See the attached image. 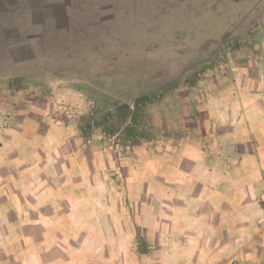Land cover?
Returning <instances> with one entry per match:
<instances>
[{
  "label": "crops",
  "instance_id": "obj_1",
  "mask_svg": "<svg viewBox=\"0 0 264 264\" xmlns=\"http://www.w3.org/2000/svg\"><path fill=\"white\" fill-rule=\"evenodd\" d=\"M123 2L121 7L126 6ZM112 3L0 0V82H18L25 93V107L0 118V221L5 225L6 218H18L19 231L28 234L24 238L58 233L57 217L76 216L73 209L61 214L30 209L28 201L51 206L53 201L75 200L60 196L74 185L116 182L117 177L123 181L120 144L97 129L86 137L83 125L90 118L118 111L127 100L154 93L203 62L186 63L169 81L148 67L140 69L133 46L138 28L132 23L123 28L124 17L113 16L108 8ZM126 32L132 41L122 37ZM130 63L135 66L127 67ZM252 85L257 92L251 83L237 82L227 86L236 91L232 95L212 98L218 107L210 116V144L199 140L172 149L169 143L161 160H149L156 162L157 170L150 177H162L169 185L160 198L164 204L129 215L141 218V232L162 238L133 250L131 264H264V81ZM195 99V109L201 108L202 98ZM60 103L73 108L69 117L58 113ZM197 121L193 135L202 137L203 118ZM163 133L176 134L171 127H164ZM221 137L225 140L219 144ZM235 168L241 172L236 174ZM17 203L22 208H15ZM85 213L98 216L92 210ZM34 217L43 225L28 226ZM65 227L74 231L75 224ZM23 244L26 250L36 249V264H45L44 242ZM47 245L54 252L59 247L58 241ZM124 251L116 250L114 257ZM51 257L50 264H58L59 259Z\"/></svg>",
  "mask_w": 264,
  "mask_h": 264
},
{
  "label": "rangeland",
  "instance_id": "obj_2",
  "mask_svg": "<svg viewBox=\"0 0 264 264\" xmlns=\"http://www.w3.org/2000/svg\"><path fill=\"white\" fill-rule=\"evenodd\" d=\"M119 1L113 0L108 8L113 16L124 17L123 28H129L130 23L132 28H138L133 46L137 49L134 57L140 69L148 67L153 75H162L158 76L160 80L169 81L186 63L189 66L203 62L169 83L179 85L165 97L161 95V88L154 92L156 99L150 103L140 97L119 105V108H125L134 101L140 102L137 126L141 137L133 145L118 142L123 158V181L117 177L116 182L74 185L72 191L60 196L74 197L75 200L53 201L51 206L50 202L48 206L44 205L45 202L43 205L34 200L27 202V208H48L59 210L60 214L63 210L73 209L76 212L74 218L57 217L58 233L46 232L24 238L28 234L19 231L18 218H6L5 225L0 221V260L4 264H22L24 257L26 264H36V249L34 246L24 249V240L28 246L36 241L46 244L42 250L45 264H50L51 256L59 259L58 264H131L133 250L144 249L143 244L147 241L159 239L161 242V234L141 232V218L130 217L129 212L162 208L164 202L160 198L169 185L163 184L162 177L150 176L157 171L154 160H161L163 147L169 143L170 148L173 145L176 148L193 146L199 140L210 144L207 131L211 127L210 116L212 109L218 107L216 99L213 101L212 98L236 92L227 88L231 83H246L247 86L251 83V90L257 92L252 84L264 81V0H124L126 6L123 7ZM129 35L132 36L126 32L122 37L130 42ZM208 53L211 55H206ZM134 66L130 63L127 67ZM16 83L11 87L7 81L0 82V118L25 107L22 103L24 90ZM154 83L153 76L151 84ZM196 97L203 100L199 109L194 106L198 102ZM60 105L62 103L58 107ZM200 116L203 118V136L195 137L193 132ZM164 127H171L176 134L169 137L168 133H163ZM178 130L181 134L185 131L191 135L178 136ZM222 140L225 138H219V144ZM185 156L189 158L194 154L186 153ZM235 159L240 160L238 156ZM159 170L162 174L161 167ZM235 172L237 174L241 169L235 168ZM110 175L113 176V171ZM175 187L180 191L178 183ZM148 194L150 199H147ZM82 196L87 199H77ZM14 207L22 208V205L17 203ZM87 210L98 212V216L85 213ZM37 220L32 218L28 226H42L43 222ZM70 222L75 224L74 231L65 227ZM51 240L58 241L55 252L47 245ZM120 249L126 251L116 259L115 251Z\"/></svg>",
  "mask_w": 264,
  "mask_h": 264
},
{
  "label": "trees",
  "instance_id": "obj_3",
  "mask_svg": "<svg viewBox=\"0 0 264 264\" xmlns=\"http://www.w3.org/2000/svg\"><path fill=\"white\" fill-rule=\"evenodd\" d=\"M178 83L168 84L162 87L161 95L165 97L171 91L178 87ZM156 99V93H151L141 97V100L152 102ZM137 106L135 109H130V107L121 106L118 111L111 110L103 113L96 118H93L83 125L86 132V137L91 135L93 130H100L102 134L114 139L115 142H127L131 145L141 137V132L138 130L137 120L140 112V102L134 101ZM96 121L99 123L96 124ZM126 121H130L128 124Z\"/></svg>",
  "mask_w": 264,
  "mask_h": 264
},
{
  "label": "built area",
  "instance_id": "obj_4",
  "mask_svg": "<svg viewBox=\"0 0 264 264\" xmlns=\"http://www.w3.org/2000/svg\"><path fill=\"white\" fill-rule=\"evenodd\" d=\"M137 105L134 104V102L130 103V109H135ZM59 109V113L62 115V116H67L69 117L70 116V113H73V108L71 106H66L64 104L60 105L58 107ZM128 124H130L131 122L130 121H127Z\"/></svg>",
  "mask_w": 264,
  "mask_h": 264
}]
</instances>
